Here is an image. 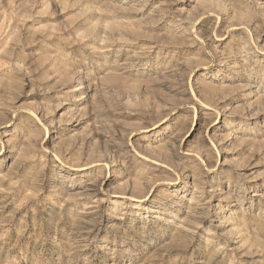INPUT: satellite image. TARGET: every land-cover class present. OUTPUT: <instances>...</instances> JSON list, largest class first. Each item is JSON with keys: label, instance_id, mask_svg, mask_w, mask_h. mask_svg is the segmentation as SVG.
<instances>
[{"label": "rangeland", "instance_id": "374dc122", "mask_svg": "<svg viewBox=\"0 0 264 264\" xmlns=\"http://www.w3.org/2000/svg\"><path fill=\"white\" fill-rule=\"evenodd\" d=\"M0 264H264V0H0Z\"/></svg>", "mask_w": 264, "mask_h": 264}]
</instances>
